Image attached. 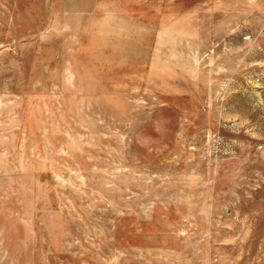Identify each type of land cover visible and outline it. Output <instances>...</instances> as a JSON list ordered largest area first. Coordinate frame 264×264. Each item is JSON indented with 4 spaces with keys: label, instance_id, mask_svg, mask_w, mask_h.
Returning a JSON list of instances; mask_svg holds the SVG:
<instances>
[{
    "label": "rangeland",
    "instance_id": "374dc122",
    "mask_svg": "<svg viewBox=\"0 0 264 264\" xmlns=\"http://www.w3.org/2000/svg\"><path fill=\"white\" fill-rule=\"evenodd\" d=\"M0 264H264V0H0Z\"/></svg>",
    "mask_w": 264,
    "mask_h": 264
}]
</instances>
